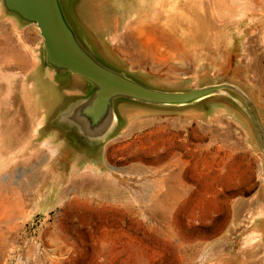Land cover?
<instances>
[{
  "label": "rangeland",
  "instance_id": "374dc122",
  "mask_svg": "<svg viewBox=\"0 0 264 264\" xmlns=\"http://www.w3.org/2000/svg\"><path fill=\"white\" fill-rule=\"evenodd\" d=\"M64 1L109 68L163 92L238 83L264 123V0ZM102 11L120 30L146 12V70L118 55ZM31 26L0 1V264H264V154L245 112L117 98L122 124L89 154L48 124L93 88L43 67Z\"/></svg>",
  "mask_w": 264,
  "mask_h": 264
},
{
  "label": "water",
  "instance_id": "95a60500",
  "mask_svg": "<svg viewBox=\"0 0 264 264\" xmlns=\"http://www.w3.org/2000/svg\"><path fill=\"white\" fill-rule=\"evenodd\" d=\"M0 1L7 13L39 29L43 67L61 75L67 71L79 74L92 86L93 96L90 100L85 95L65 104L58 109V117L48 124L67 127L73 135L71 140L89 154L101 151L121 126L117 102L178 111L181 109L173 108H201L213 100L227 101L245 112L264 154V123L250 94L240 84L224 80L183 92L158 91L102 63L88 49L75 22L66 12L64 0Z\"/></svg>",
  "mask_w": 264,
  "mask_h": 264
},
{
  "label": "crops",
  "instance_id": "0c3cea01",
  "mask_svg": "<svg viewBox=\"0 0 264 264\" xmlns=\"http://www.w3.org/2000/svg\"><path fill=\"white\" fill-rule=\"evenodd\" d=\"M102 16H104V11L101 12ZM106 17L104 19V23H109L110 26V36L113 40V45L118 52V55L127 62H131L130 68L132 70H146V67L149 64H146V61H150L151 59V51H146V12L142 13H133L132 16L128 19L127 27L124 30L118 29L116 22L119 20L118 15L114 14H105ZM113 24V25H112ZM104 31L108 32L109 28L105 25ZM30 33L38 34L39 29L32 25L29 29ZM148 40L150 44H154L157 48L155 51L156 55H160V47L161 44L159 42L158 36L153 32H148ZM154 53V54H155ZM164 53V54H163ZM165 55V50L162 52ZM165 57V56H164ZM160 60L159 58H156ZM82 85V83L80 82Z\"/></svg>",
  "mask_w": 264,
  "mask_h": 264
},
{
  "label": "trees",
  "instance_id": "16d2710c",
  "mask_svg": "<svg viewBox=\"0 0 264 264\" xmlns=\"http://www.w3.org/2000/svg\"><path fill=\"white\" fill-rule=\"evenodd\" d=\"M219 100H213V101H210L208 104H206L205 106H210L212 103H215V102H218Z\"/></svg>",
  "mask_w": 264,
  "mask_h": 264
},
{
  "label": "bare ground",
  "instance_id": "6f19581e",
  "mask_svg": "<svg viewBox=\"0 0 264 264\" xmlns=\"http://www.w3.org/2000/svg\"><path fill=\"white\" fill-rule=\"evenodd\" d=\"M43 102V101H42Z\"/></svg>",
  "mask_w": 264,
  "mask_h": 264
}]
</instances>
